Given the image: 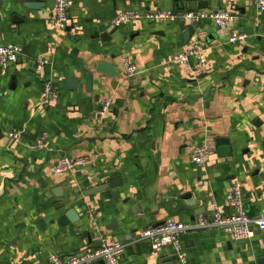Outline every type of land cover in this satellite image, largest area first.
Returning <instances> with one entry per match:
<instances>
[{"label": "crops", "instance_id": "1", "mask_svg": "<svg viewBox=\"0 0 264 264\" xmlns=\"http://www.w3.org/2000/svg\"><path fill=\"white\" fill-rule=\"evenodd\" d=\"M206 1L237 20L225 29L209 20L192 25L194 34L184 40L180 20L112 23L127 9L181 11L174 0H72L63 30L53 15L55 0H39L38 9L24 7L28 0H0V45L23 48L16 62L0 67V264H50L49 253L96 248L106 239L126 244L120 264H156L163 253H174L151 250L140 232L167 219L209 218L216 210L230 215L227 194L235 183L248 214L264 213V11L258 0ZM188 5L196 1L183 10ZM230 31L247 38L229 43ZM105 32L110 38L103 41ZM195 44L203 49L204 68L170 63ZM98 61L117 75H102L98 83ZM125 61L137 74L124 75ZM84 71L93 74L89 91ZM68 78L79 79L76 90L67 87ZM46 81L59 96L42 106ZM106 98L111 107L99 119ZM10 130L21 138H10ZM41 135L45 148L38 149ZM218 137L229 139L231 157L217 150ZM201 141L213 150L195 165L191 149ZM63 156L87 162L55 174ZM115 175L122 176L120 186L83 194ZM70 208L78 221L60 226ZM40 218L44 230L36 226ZM182 241V264H258L264 257V230L244 243L213 228L188 232Z\"/></svg>", "mask_w": 264, "mask_h": 264}, {"label": "built area", "instance_id": "2", "mask_svg": "<svg viewBox=\"0 0 264 264\" xmlns=\"http://www.w3.org/2000/svg\"><path fill=\"white\" fill-rule=\"evenodd\" d=\"M236 0H223L227 6H233ZM72 0H55L53 15L59 29L63 30L69 23V10ZM256 7L259 12L264 11V0H258ZM183 20L190 25H197L203 21L209 20L217 27L225 29L237 20L233 13L219 7H212L199 10H133L127 9L118 12L112 19L115 26L132 24L139 21L147 22H174ZM264 35V34H263ZM247 38L246 33L230 31L228 42L234 43L243 41ZM23 55L21 45L6 43L0 45V67L11 62H16ZM38 63H41L40 61ZM170 63L191 70L193 67L204 68L206 58L203 49L195 44L183 51L177 52L170 58ZM137 74V67L130 61L124 63V75L132 77ZM59 96L58 88L51 82L46 81L42 86L40 93V103L42 106H48L55 103ZM111 107V100L106 98L101 101L98 109V117L102 119ZM21 131L10 130L8 136L13 140L21 138ZM45 135L38 137L35 147L45 148ZM213 150L212 146L201 141L191 149V161L195 165H201L205 162ZM87 162L84 157L69 158L63 156L58 159L53 166L55 174L71 172ZM227 202L232 207L233 212L230 215H224L219 210L214 211L211 217L198 216L192 221H178L167 219L157 225L144 228L139 235L140 241H146L151 250L169 249L177 255L178 260L184 263L182 236L194 230L203 228H213L221 230L234 240H247L255 235L256 230H264V213L251 216L244 208L242 192L238 183H235L227 194ZM90 219H94V212L87 209ZM126 244L118 240H102L98 247L86 249L83 251L72 252L67 255L58 253H49L47 258L50 264H89L99 260L105 264H120V258L125 251Z\"/></svg>", "mask_w": 264, "mask_h": 264}, {"label": "water", "instance_id": "3", "mask_svg": "<svg viewBox=\"0 0 264 264\" xmlns=\"http://www.w3.org/2000/svg\"><path fill=\"white\" fill-rule=\"evenodd\" d=\"M29 2L24 4V7L28 9H38L40 7L44 6L43 2H39V0H28ZM192 1H196V6H189V9L191 10H199V9H206L208 7V2L206 0H174L175 3V9L177 10H183L184 4L185 3H190ZM13 20H16V16L13 18ZM181 22V30H183V38L184 40L188 39L191 35L194 34L195 28L192 25H186L185 21L180 20ZM107 38H110V35L108 33H103L100 36V39L105 41ZM93 71L96 72L97 74V82L100 83L101 76H115L117 75V71L115 68L110 64L106 63L103 61H98L96 62ZM92 72L90 71H84V80H85V86L86 89L89 91L91 90V83H92ZM66 85L69 89L71 90H76L77 84L79 82V79H67L66 80ZM214 144L217 147V150L221 152L222 157H231L232 155V150L231 146L229 143V139L223 138V137H218L214 138ZM122 184V176L121 175H115L112 176L107 180L106 183L96 186L93 188H89L83 192L85 196L93 194L95 192L108 189V188H113V187H118ZM73 193L77 192V190H72ZM63 206L62 203L58 204L57 208H61ZM78 214L74 208H70L67 211H65L58 219V222L60 226H65L68 225L69 223H74L78 221ZM36 226L44 230L47 225L43 218H40L36 221ZM241 243H244L245 240H238ZM177 259V261H175ZM99 264H105L104 261L99 260ZM22 264H30L29 262H25ZM156 264H182L181 261L178 260V257L176 254H169L167 252L163 253L159 259H157ZM258 264H264V257H261L258 259Z\"/></svg>", "mask_w": 264, "mask_h": 264}]
</instances>
